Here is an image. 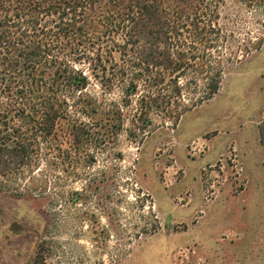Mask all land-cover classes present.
Here are the masks:
<instances>
[{"label": "rangeland", "instance_id": "obj_1", "mask_svg": "<svg viewBox=\"0 0 264 264\" xmlns=\"http://www.w3.org/2000/svg\"><path fill=\"white\" fill-rule=\"evenodd\" d=\"M220 30L231 70L176 125L136 140L123 108L76 169L0 177V264H33L39 244L43 264H264V0H223Z\"/></svg>", "mask_w": 264, "mask_h": 264}, {"label": "trees", "instance_id": "obj_2", "mask_svg": "<svg viewBox=\"0 0 264 264\" xmlns=\"http://www.w3.org/2000/svg\"><path fill=\"white\" fill-rule=\"evenodd\" d=\"M222 2L0 0V177L48 158L76 169L83 147L112 143L123 108L141 140L154 118L176 125L212 98L231 70L214 53ZM113 91L118 105L105 100Z\"/></svg>", "mask_w": 264, "mask_h": 264}]
</instances>
